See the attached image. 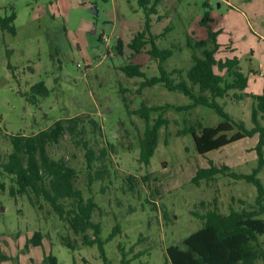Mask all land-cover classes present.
<instances>
[{"label": "rangeland", "instance_id": "1", "mask_svg": "<svg viewBox=\"0 0 264 264\" xmlns=\"http://www.w3.org/2000/svg\"><path fill=\"white\" fill-rule=\"evenodd\" d=\"M150 3L155 12L148 15L149 31L158 36L154 43L171 51L162 63L167 71L180 69L185 75L194 63L192 53L203 57L202 49L188 47V39L192 44L206 39V48L213 47L199 23L207 12L208 24L218 32L215 56L237 57L247 78L245 91H264V0ZM11 11L16 14L15 34L0 30V158L11 151V135L35 133L62 117H93L100 134L95 131L86 138L94 147L111 142L114 150L106 158L108 174L94 181L90 191L81 146L65 136L50 152L76 169L75 186L84 198L91 196L97 203L92 220L101 227L99 237L109 264H122V252L128 264H198L199 257L204 264H216L237 257L236 247L246 237L237 235L217 244L198 215L210 208L222 214L230 208H254L255 186L236 175L250 174L257 167L258 135L200 155L189 128L214 126L222 118L208 107L192 105L178 91L160 84L142 87V77L121 71L125 64H137L146 77L158 73V58L150 53L148 35L139 52L128 46L147 16L137 0H0V15ZM39 81L47 93L32 90ZM232 94L233 90L218 102L231 119L250 128L255 100H236ZM142 105L160 107L149 112L150 123L158 117L167 121L158 130L148 165L138 161V138L145 120L135 111ZM260 123L264 125V118ZM262 156L256 177L264 187V152ZM208 160L226 168L193 182L196 170L207 167ZM0 182L4 185V190L0 188V256L9 257L0 259V264H42L48 253L58 264H104L97 245L82 244L81 236L47 203L39 206L25 195H9L12 182L6 174L0 175ZM116 224L117 233L106 240ZM243 224L254 230L264 249V216ZM34 232L42 236L39 246L27 245ZM86 233L92 235L90 230ZM65 237L74 241L73 250L63 244ZM254 264L262 263L256 259Z\"/></svg>", "mask_w": 264, "mask_h": 264}, {"label": "trees", "instance_id": "2", "mask_svg": "<svg viewBox=\"0 0 264 264\" xmlns=\"http://www.w3.org/2000/svg\"><path fill=\"white\" fill-rule=\"evenodd\" d=\"M151 0H137L146 12L143 29L138 31L131 39L128 46L139 52V49L146 43L145 37L149 36L151 44L150 53L158 58V73L155 76L146 77L145 73L137 64H125L120 67L121 71L129 77H142L141 86H152L160 84L169 91H178L191 100L192 105H200L212 109L222 121L214 126H200L199 130L191 126L188 132L191 133L195 149L198 154L204 155L210 151L217 150L223 146L254 134L258 135L257 143L254 147L258 156V165L250 174H238L236 177L242 178L255 186L256 196L254 208L241 210L230 208L226 214L218 212L215 208L207 209L203 214L198 215L203 226L210 229L217 244H224L227 238L243 235L246 241L237 245V257L226 261H218L216 264H254L259 259L264 264V249L258 240L254 230L243 224L249 218L264 216V187L261 180L256 177L259 168L263 163L264 152V125L260 120L264 118V91L261 94H252L245 91L247 78L241 71L237 57L217 58L215 53L219 44L216 41L217 31L212 30L210 17L207 12L202 16L199 23L207 31V39L211 40L213 47L206 48L207 40L199 39L193 44L188 39L187 45L192 49H202V58L192 53L193 65L188 68L185 75L180 69L167 71L163 66V61L169 57L171 51L159 49L154 39L158 36L150 33V13H154ZM152 5V6H151ZM16 14L11 11L8 15H0V30L15 34L14 19ZM101 40V36L98 37ZM35 93L43 91L47 93L42 81L32 85ZM233 90V97L241 100L245 97L254 99L251 108L250 128H246L242 121H234L223 109V105L218 99L224 98L228 92ZM160 107L140 106L135 112L145 120V128L138 138V161L144 165L149 164V160L154 153L157 144L158 130L161 125L166 124L164 118L158 117L150 123L149 112L159 110ZM234 126L236 130H234ZM99 131L98 122L93 117L83 119L81 115L73 117H62L52 122L46 128L35 133H17L10 136L9 142L11 151L5 159L0 158V175L6 174L11 180L9 185V195H25L32 204L47 203L53 212L65 221L71 231L81 236V243L84 245L96 244L104 264H109L104 252V241L100 239L101 227L98 222L92 220L93 212L98 208L95 200L88 196L83 197L82 191L75 186L77 171L68 164L63 157H54L50 152L53 145L58 144L60 139L69 136L74 143L84 150L86 187L90 191V186L94 181L103 180L108 174L106 158L114 150L111 142L94 147L87 134ZM222 168L216 167L210 160L208 166L196 170L192 181L197 183L200 179H208L213 174L221 172ZM148 179V175L143 176ZM0 188L4 190V185L0 182ZM90 230L92 235L86 231ZM118 231L116 224L109 233L106 240H110ZM40 232H34L27 240V245H41ZM63 244L73 250L74 241L64 238ZM118 249L122 250L119 245ZM125 254H121V263L128 264L124 259ZM1 260L9 259L8 256L1 255ZM201 257L197 258L198 264H204ZM14 264H19L17 261ZM42 264H58L57 259L51 253L44 255Z\"/></svg>", "mask_w": 264, "mask_h": 264}, {"label": "built area", "instance_id": "3", "mask_svg": "<svg viewBox=\"0 0 264 264\" xmlns=\"http://www.w3.org/2000/svg\"><path fill=\"white\" fill-rule=\"evenodd\" d=\"M103 39H106V36H103ZM261 73H264V66L261 68Z\"/></svg>", "mask_w": 264, "mask_h": 264}, {"label": "water", "instance_id": "4", "mask_svg": "<svg viewBox=\"0 0 264 264\" xmlns=\"http://www.w3.org/2000/svg\"><path fill=\"white\" fill-rule=\"evenodd\" d=\"M93 11H94V13L96 12V9L95 8H91ZM108 108H106V110H107Z\"/></svg>", "mask_w": 264, "mask_h": 264}]
</instances>
